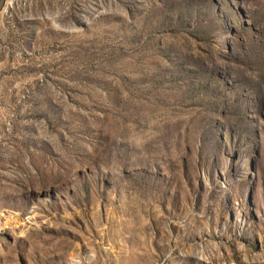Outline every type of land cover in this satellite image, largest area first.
<instances>
[{
    "label": "rangeland",
    "instance_id": "rangeland-1",
    "mask_svg": "<svg viewBox=\"0 0 264 264\" xmlns=\"http://www.w3.org/2000/svg\"><path fill=\"white\" fill-rule=\"evenodd\" d=\"M0 264H264V0H0Z\"/></svg>",
    "mask_w": 264,
    "mask_h": 264
}]
</instances>
